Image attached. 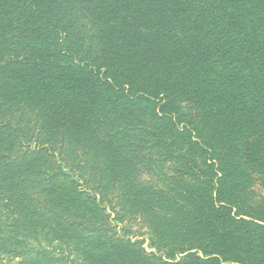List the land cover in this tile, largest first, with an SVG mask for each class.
Here are the masks:
<instances>
[{
  "label": "trees",
  "instance_id": "16d2710c",
  "mask_svg": "<svg viewBox=\"0 0 264 264\" xmlns=\"http://www.w3.org/2000/svg\"><path fill=\"white\" fill-rule=\"evenodd\" d=\"M0 264H264V0H0Z\"/></svg>",
  "mask_w": 264,
  "mask_h": 264
},
{
  "label": "rangeland",
  "instance_id": "374dc122",
  "mask_svg": "<svg viewBox=\"0 0 264 264\" xmlns=\"http://www.w3.org/2000/svg\"><path fill=\"white\" fill-rule=\"evenodd\" d=\"M61 166L64 168V170L71 175L74 173L69 170V168L65 167V164L60 161ZM237 172V171H235ZM242 180H244V176H242ZM103 206V205H102ZM127 222V223H126ZM116 225V224H114ZM124 228V230H120L121 228ZM117 228V234L119 236H125L126 238H130L131 240H139L140 242L143 243V248L150 252L151 250L148 247V237L145 234L146 230L142 226L141 221L139 218L133 219V220H126L123 224L116 225ZM125 234V235H124Z\"/></svg>",
  "mask_w": 264,
  "mask_h": 264
}]
</instances>
